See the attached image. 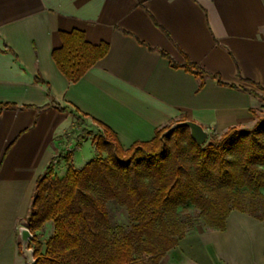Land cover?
I'll list each match as a JSON object with an SVG mask.
<instances>
[{
	"label": "crops",
	"instance_id": "0c3cea01",
	"mask_svg": "<svg viewBox=\"0 0 264 264\" xmlns=\"http://www.w3.org/2000/svg\"><path fill=\"white\" fill-rule=\"evenodd\" d=\"M73 29L108 45L74 82L52 58L60 32ZM185 59L209 74L186 71ZM4 102L15 106L0 111V264H26L18 229L36 178L65 153L75 114L108 126L128 148L175 121L219 134L264 113V0H0ZM79 148L71 149L76 169L90 160L75 167ZM65 169L55 163L56 176ZM157 264H264V219L231 209L223 227L197 224Z\"/></svg>",
	"mask_w": 264,
	"mask_h": 264
},
{
	"label": "trees",
	"instance_id": "16d2710c",
	"mask_svg": "<svg viewBox=\"0 0 264 264\" xmlns=\"http://www.w3.org/2000/svg\"><path fill=\"white\" fill-rule=\"evenodd\" d=\"M60 38L52 58L72 82L108 50L105 42H87L78 29L62 31ZM180 66L200 78L209 74L189 59ZM218 81L224 83L220 77ZM14 106L1 103L0 111ZM255 116L252 128L232 126L211 133L203 145L186 127L167 133L168 124L152 139L137 140L128 148L96 120L101 131L91 136L94 158L76 169L70 163L71 150L57 153L35 180L25 222L33 234L28 246L35 264H157L197 224L223 227L231 209L264 219V113ZM87 135L81 128L72 148ZM58 160L66 163L62 177L55 175ZM108 199L124 206L131 220L128 231L110 220ZM187 203L199 215L185 214V226L178 207ZM48 222L52 230L43 240L40 233Z\"/></svg>",
	"mask_w": 264,
	"mask_h": 264
},
{
	"label": "rangeland",
	"instance_id": "374dc122",
	"mask_svg": "<svg viewBox=\"0 0 264 264\" xmlns=\"http://www.w3.org/2000/svg\"><path fill=\"white\" fill-rule=\"evenodd\" d=\"M257 115L261 116L262 113H259ZM75 117L76 120L74 122V128L67 135H65L66 141L62 140L63 150L65 152L71 150L74 141L71 142L70 140H73V138L77 135L76 133H80L81 128H85L86 130H88L90 139L92 135L97 134L100 131V128L96 124H94L93 122L82 116L81 114H75ZM254 124L242 128L250 129L254 126ZM160 128H163V126ZM211 133L212 132L208 133V137ZM180 137L182 141H185V132H183ZM170 143H171V138L168 144ZM79 145L80 148L74 151V163L76 164L75 167H80L82 160L90 159L92 157V153H94L92 142L81 141ZM103 157H105V153L102 154V158ZM136 166L138 167L140 165L137 164ZM262 192H264V189H262ZM106 202L109 211V217L112 223L119 225L121 229L124 230L125 232L128 231L131 225V220L124 206L112 199H108ZM185 214H190L192 218H195L196 215H199L198 210H196L190 203L185 204V206H183L182 208L178 207V217L182 218V220L184 221L182 224L185 226H187V221H186L187 219H184ZM51 230H52V225L50 224V222L46 223L44 225L43 232L40 233L43 234L42 235L43 240L50 234Z\"/></svg>",
	"mask_w": 264,
	"mask_h": 264
},
{
	"label": "water",
	"instance_id": "95a60500",
	"mask_svg": "<svg viewBox=\"0 0 264 264\" xmlns=\"http://www.w3.org/2000/svg\"><path fill=\"white\" fill-rule=\"evenodd\" d=\"M177 127H187L192 139L199 145H203L208 139V131L201 124L192 120L186 119L173 122L166 130L167 133L172 132ZM20 239V250L23 254L26 264H35L33 256V249L28 246L29 241L32 239L33 234L27 226H20L18 229Z\"/></svg>",
	"mask_w": 264,
	"mask_h": 264
}]
</instances>
